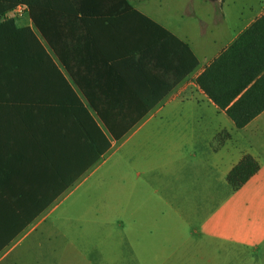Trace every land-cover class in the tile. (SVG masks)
<instances>
[{
	"label": "crops",
	"instance_id": "1",
	"mask_svg": "<svg viewBox=\"0 0 264 264\" xmlns=\"http://www.w3.org/2000/svg\"><path fill=\"white\" fill-rule=\"evenodd\" d=\"M126 1L185 44L197 65L189 70L194 61L175 41L133 40L117 73L133 81L131 90L113 100L102 74L88 89L92 106L54 55L77 100L58 76H36L51 83L40 91L51 105H0V264L88 259L87 228L100 209L89 213L75 195L91 193L96 177L100 185L114 178V208L100 204L121 224L129 217L131 236L120 241H131L133 264L170 258L189 238L264 252V110L243 128L228 114L264 103V22L243 38L264 17V0H182L170 11L163 6L172 0ZM214 61L215 100L197 84ZM62 96L68 104H59ZM98 112L126 115L129 131L113 139ZM246 156L259 171L234 191L229 174Z\"/></svg>",
	"mask_w": 264,
	"mask_h": 264
},
{
	"label": "trees",
	"instance_id": "2",
	"mask_svg": "<svg viewBox=\"0 0 264 264\" xmlns=\"http://www.w3.org/2000/svg\"><path fill=\"white\" fill-rule=\"evenodd\" d=\"M20 5L28 7L34 31L18 29L12 21L0 23V105L35 107L40 102L51 105L50 97L40 94L41 90H50L51 83L37 80L36 76H44V79L58 76L59 84L64 85L59 88L68 91L70 97L77 100L41 39L52 50L64 71L84 91L92 106L94 101L88 89L99 85L93 79L102 74L111 77L104 85L110 95L108 97L113 100L114 92L122 94L131 90L133 81L121 80L117 78V73L121 71L120 61L131 58L133 40L162 47L169 41H175L194 61L189 70L197 65L185 44L136 11L126 0H0V17L15 11ZM263 22L264 17L243 38L253 34ZM197 84L215 100V61L197 79ZM59 100V104H68L69 99L62 96ZM263 110L264 103L248 115L242 116L234 110L228 114L238 128H243ZM98 116L115 140L129 131V125L121 127L127 119L124 114L98 112ZM92 123L95 125L94 121ZM110 146L108 141V149ZM259 168L253 157L243 158L228 177L233 190L246 184Z\"/></svg>",
	"mask_w": 264,
	"mask_h": 264
},
{
	"label": "rangeland",
	"instance_id": "3",
	"mask_svg": "<svg viewBox=\"0 0 264 264\" xmlns=\"http://www.w3.org/2000/svg\"><path fill=\"white\" fill-rule=\"evenodd\" d=\"M181 1L182 0H172L169 3H165L163 8L169 11L178 10L180 9ZM19 7H22V9L19 10ZM19 7L15 11L0 17V23L5 24L6 22L12 21L14 26L18 29L29 28L34 31V25L30 18L28 7L23 5ZM41 41L48 55L57 61L46 42L42 39ZM61 69L64 71L62 67ZM114 162L115 160L109 161V171H113L110 167L113 166L114 168ZM97 179L98 177L93 178L91 183L88 184L92 186L91 193L85 195L81 190L75 195V197L83 196L81 199L83 200L85 209H87L89 213H91L89 210L91 206L99 207L100 209V214L98 216L91 213V220H93L94 223L87 228L88 233L92 235L90 244L93 254L88 257V259L75 258L71 260L75 261L74 264H133L131 258V241H120L126 236H131L129 217L125 216L121 224V221H116L111 217V209L105 210L106 208L104 207L105 205H108V208H114L115 206L116 194L114 178L105 179L103 185H100ZM102 201H107V204L103 207L100 204ZM107 218H109L107 225H103L102 223H106ZM195 239L196 238H189L188 244L181 248L172 246L169 250L170 256L168 257L170 258L140 259L141 264H264V252L251 254L247 251H242L238 248L219 243H215V248H213L210 243L203 242L199 244ZM100 244H102V247H100ZM100 249H102L103 253L106 251V254L104 255L102 253L100 255ZM120 252H124L125 255L119 254ZM118 255L122 257H117Z\"/></svg>",
	"mask_w": 264,
	"mask_h": 264
},
{
	"label": "built area",
	"instance_id": "4",
	"mask_svg": "<svg viewBox=\"0 0 264 264\" xmlns=\"http://www.w3.org/2000/svg\"><path fill=\"white\" fill-rule=\"evenodd\" d=\"M22 9V7H19V10H21Z\"/></svg>",
	"mask_w": 264,
	"mask_h": 264
},
{
	"label": "water",
	"instance_id": "5",
	"mask_svg": "<svg viewBox=\"0 0 264 264\" xmlns=\"http://www.w3.org/2000/svg\"><path fill=\"white\" fill-rule=\"evenodd\" d=\"M210 1H216V0H210Z\"/></svg>",
	"mask_w": 264,
	"mask_h": 264
}]
</instances>
